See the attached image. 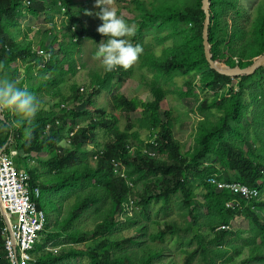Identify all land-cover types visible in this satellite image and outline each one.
Masks as SVG:
<instances>
[{
    "label": "trees",
    "instance_id": "1",
    "mask_svg": "<svg viewBox=\"0 0 264 264\" xmlns=\"http://www.w3.org/2000/svg\"><path fill=\"white\" fill-rule=\"evenodd\" d=\"M202 3L203 0L134 2L136 12L143 15L136 14L137 29L132 43L143 48L138 57L140 68L153 74L151 79L145 73L141 76L152 94L151 101H144L114 93L133 75L131 70L122 67L102 74L93 72L92 91L84 94L85 88L74 83L71 98L67 99L63 94L61 86L75 78L77 68L82 69L73 57L86 33L76 10L77 0H0V80L6 79L5 76H11V80L16 78L15 63L25 66L29 78L33 77L37 67L38 83L28 91L40 102V110L31 122L11 109H3L5 119L0 118V146H7L11 139L10 146L19 152V161L47 151L44 162H40L39 157L36 167L28 168L27 165L25 169L32 187L41 191L38 205L47 215L48 227L51 221L61 226L60 231L48 234V245L61 237L71 244L61 254H55L47 250L48 245L45 247L38 242L33 253L36 264H60L84 257L90 260L89 264H151L164 255L165 247L145 251L136 259L117 257L113 247L121 249L132 243L133 237L114 241L109 235L127 221L136 222L134 217L139 206L144 213L153 202L160 201L162 208L167 207L174 196L180 198L181 216L186 224L175 220L157 223L160 230L151 235V241L164 242L166 238L174 237L179 243L183 233H189L192 239L185 245L190 248L196 241L197 248L181 249L186 257L185 264H192L197 256L203 264H214L210 261L211 255L223 258L230 250L241 254L242 248H224L227 237L239 236L238 232L221 228L231 226L247 213L253 233L249 241H254L247 264L252 261L264 264V215L259 211L264 208V197L260 199L264 193V110L258 111L247 122L246 126L251 129L245 126L242 129L241 120L247 121L246 83L253 75L229 77L210 69L202 44L206 17ZM210 10L208 42L216 63L244 68L264 54V0H257L250 8L246 0H211ZM58 15L64 17V32L52 35ZM39 17L51 24L43 25L48 39L52 38L51 46L48 48L45 42L41 43L42 50L52 55L49 62L15 36L28 18ZM154 24L160 29H171L169 36L175 37L179 46L158 56L151 45L153 39H146V32ZM74 28H78L77 33L73 32ZM74 38L79 42L72 43ZM65 39H70L71 43L64 42ZM60 55H64L62 59ZM181 76L186 79V89L171 91L162 85V82L172 84ZM24 84L23 81L18 87L24 88ZM104 93H113L114 111L138 113L140 117L121 129V112L109 113L97 108V99ZM170 96L178 97L181 102L189 100L192 104L189 110L200 116L194 145L187 152L175 137L173 119L162 118V103ZM45 98L50 102L44 101ZM54 99L69 101L71 106L63 108L54 103ZM92 112L97 116L89 118ZM98 128L103 129L109 140L97 147L96 165L92 166L82 149L95 139ZM73 130L76 132L71 136ZM142 131L149 134L147 139L143 138ZM62 140L65 144L59 146ZM145 151L154 152V158ZM80 160L82 163L76 165ZM19 161L16 164L21 167ZM43 163L45 167L38 166ZM211 176L219 181L256 188L260 196L247 200L229 191H218L207 182ZM135 185L142 188V192L137 193L140 204H136L138 210L132 217H126L125 206L135 194ZM197 189H202L200 197L196 194ZM76 190H81L82 194L77 196L68 215L59 223L53 217L59 204L55 197ZM104 200L108 205L98 213L100 220L92 230L74 228L92 207ZM228 203L242 207L228 208ZM198 210H204L206 215H200ZM4 226L0 208V264H8Z\"/></svg>",
    "mask_w": 264,
    "mask_h": 264
},
{
    "label": "rangeland",
    "instance_id": "2",
    "mask_svg": "<svg viewBox=\"0 0 264 264\" xmlns=\"http://www.w3.org/2000/svg\"><path fill=\"white\" fill-rule=\"evenodd\" d=\"M136 1H149V0H108V4L111 7H114L117 10V14L121 15V17L130 25H134L135 29H137V25L134 22L136 14L143 15V13L136 12V7L134 2ZM248 8L252 7L254 2L257 0H246ZM77 12L79 14V18L83 20L84 26L86 29L85 36L83 40H81V46L79 50L75 51L73 57L75 58L77 65H81L82 69L77 68V75L75 78L71 79L67 84L62 85L63 94L67 96V99L72 96L71 86L76 83L79 87L85 88L82 92L87 93L92 91L91 82H92V73H104L105 70L102 66V60L97 57V49L99 47V43H103L106 40L105 37H100L97 31L98 26L102 24V21L96 16V12L99 11V8L96 6V0H77ZM90 13V14H89ZM64 20V19H63ZM62 16L58 15L55 20V26L53 28L52 35L56 33L64 32V28L62 27ZM44 18L38 20L35 25L29 23L25 27H21L18 36L21 40L27 39L33 40L36 43L34 50L41 48L39 42L41 39H45L46 47H50L52 43V38L48 39L46 37V31L43 28V25H51L45 24ZM171 29H160L158 24H154L150 27V29L146 32V39H153L151 42L152 47L156 50L158 56L165 55L167 49H175L179 46V42L175 37H170ZM75 33L78 32V28H75ZM76 38H74L75 40ZM131 42L134 39L133 37L128 38ZM157 39V40H156ZM72 43H78L79 41ZM62 41V40H61ZM64 42L70 44V39H65ZM70 42V43H69ZM26 44H29L25 41ZM57 46V45H56ZM59 46V45H58ZM64 55H60L62 59ZM141 60V59H140ZM140 60L137 59L128 69L133 72V75L130 79H126L125 83L120 85V90L115 91L120 92L127 96L129 99L140 98L144 101H151L152 94L147 86V83L142 80V75L147 74L148 78L151 79L153 74L148 72V70H142L140 68ZM22 67V66H18ZM68 68V67H67ZM255 70L252 78L246 83V87L248 90V94L246 95V111L247 118L241 120L242 129L245 126L248 129H251L247 125V122H250L252 117L258 112L264 110V66L259 67ZM257 71V72H256ZM7 78H11V76H5ZM5 78H2L3 80ZM186 79L181 76L180 79H176L174 83L162 82L168 90H182L186 89L185 85ZM33 85V84H32ZM35 86V84L33 85ZM39 92V91H38ZM84 93V94H85ZM252 94V96H250ZM113 93H104L99 96L97 99V108L105 110L109 113H120L121 118L119 119V127L121 129H125L128 127L134 120L138 119L140 115L138 113H122L116 112L113 107V102L111 101V96ZM44 101H49L47 98L43 99ZM53 101V100H52ZM50 102V101H49ZM55 103L63 105V108H69L71 103L69 101L62 102L58 99L55 100ZM192 104L189 103V100L181 102L176 96H170L162 103V118L163 120L171 117L174 123V134L175 137L181 142L183 146L184 152L189 151L194 145V135L197 126V122L200 119V116L196 114V112H191L189 109ZM14 114V113H13ZM97 113L92 112L90 117H96ZM11 117H13L11 115ZM72 128H70L71 130ZM76 129V128H75ZM72 131V130H71ZM74 131V130H73ZM144 139L149 137V134L145 133V131L141 132ZM109 140L107 134L103 131V129L98 128L96 131V136L93 141L86 143L82 150H85L87 156L85 157L86 161L89 162L92 166H95L94 162L95 154L97 153V147L100 144H104ZM65 141H60L59 146H64ZM80 157H83L82 153H78ZM48 156L47 151H44L37 157H26L23 158L20 163L24 166V168L28 165V168L33 166H37L38 158L40 157V162H44L45 158ZM81 161V160H80ZM27 163V164H26ZM82 161L76 165H80ZM38 166L45 167V164H40ZM135 194L131 195V197H137L140 199L137 193L142 192L141 186L135 185ZM202 189H197L196 194L200 197V192ZM81 190H76L75 192H68L67 194L55 197V200L59 202L58 210L55 213L54 218L58 220L59 223L63 221V219L68 215L71 206L75 202L77 196H79ZM264 197V193L261 194L262 199ZM137 199V200H138ZM141 200V199H140ZM139 200V202H140ZM140 203H138L139 205ZM180 198L174 196L172 198V202L162 208V203L153 202L150 206H148V210L146 213L142 211V207L139 206V211L136 212L134 219L137 221L131 223L129 221L115 228L109 236L114 241L122 240L126 237H133V242L126 244L121 249H117L113 247L114 253L117 257H128L136 259V257H140L144 255V252H150L152 250H160L162 247H165V253L158 259L152 261L151 264H185L186 257L182 255V248H187L185 244L189 242L192 238L189 237V233H183L182 240L178 243L176 238L169 237L166 238L164 242L155 243L151 241L150 237L153 233H157L160 228L157 223L164 221H176L180 224H186V220L181 216L182 210L179 206ZM108 205V202L104 200L101 204L92 207L84 217L76 223L74 226L75 229H80L81 231H89L92 230L95 224L100 220L98 213L103 210ZM200 211V215H206L204 210ZM264 215V208L259 209ZM15 221V218H13ZM49 223V222H48ZM230 229L228 231L238 232V235H234L231 237H227L224 248L228 249H241V254L237 255L234 250H230V254L223 258H218L215 255L210 256V261L214 264H247L250 257V246L254 245V241H249L251 237H253V233L250 231V218L247 216V213H244L239 219L233 221ZM61 230V226H57L54 221H51V226L47 225L46 231L41 236L39 243L45 245V247L50 243L48 242V234L54 233ZM138 230L140 231L138 233ZM48 242V243H47ZM52 243L48 245L47 250L52 251L55 254H61L64 249L69 248L71 244L67 238L61 237L56 241H51ZM193 241L190 244V250H194L197 248V245ZM50 249V250H49ZM214 249H216L214 247ZM90 260L86 257L78 259V260H66L60 264H89ZM192 264H203V261L200 256H197ZM249 264H259L256 261H252Z\"/></svg>",
    "mask_w": 264,
    "mask_h": 264
},
{
    "label": "built area",
    "instance_id": "3",
    "mask_svg": "<svg viewBox=\"0 0 264 264\" xmlns=\"http://www.w3.org/2000/svg\"><path fill=\"white\" fill-rule=\"evenodd\" d=\"M28 4L30 3L28 2ZM73 30L75 31V28ZM74 41L77 42L79 39L76 38ZM36 52L39 57L44 58L45 62H49L52 58L50 53L41 48L36 49ZM74 132L76 130L71 133V136H74ZM10 141L7 146H0V208L2 207L5 212V216H3L5 221L3 229L5 258L8 264H36L33 253L46 230L47 215L38 205L41 191L39 188L32 187L30 176L24 166L20 167L16 164L19 152L11 148ZM70 144L69 140L68 145ZM145 152L154 158V152ZM122 177H124L123 174ZM207 182L215 186L218 191H229L233 195L242 196L247 200L257 199L260 196L258 189L245 184L219 181L213 176L209 177ZM130 186L132 187L133 184L130 183ZM137 199L130 198L129 203L125 206L124 215L126 217H132L138 210ZM227 207L239 209L242 206L228 203ZM221 229L227 230L230 227L223 226Z\"/></svg>",
    "mask_w": 264,
    "mask_h": 264
},
{
    "label": "clouds",
    "instance_id": "4",
    "mask_svg": "<svg viewBox=\"0 0 264 264\" xmlns=\"http://www.w3.org/2000/svg\"><path fill=\"white\" fill-rule=\"evenodd\" d=\"M96 6L99 8L96 16L102 21L97 31L106 37L103 43H99L97 57L102 60L105 71L129 68L143 52L139 44L134 45L128 39L135 35V26L119 16L117 10L109 6L108 0H96ZM0 109H11L31 122L40 110V102L26 88L18 87L16 81L3 79L0 80Z\"/></svg>",
    "mask_w": 264,
    "mask_h": 264
},
{
    "label": "water",
    "instance_id": "5",
    "mask_svg": "<svg viewBox=\"0 0 264 264\" xmlns=\"http://www.w3.org/2000/svg\"><path fill=\"white\" fill-rule=\"evenodd\" d=\"M210 2L211 0H203L202 3V10L205 12V22H204V29L202 35V44H203V51L205 59L210 67L214 71L218 72L219 74L226 75L229 77H236V76H248L255 72L261 66H264V54L259 56L252 64L247 67H240L238 65L234 67H228L223 64L216 63L211 56L210 52V45L208 42V31L211 25V10H210ZM0 118L2 120L5 119L3 116V109H0ZM2 214L5 216V212L1 207ZM6 218V217H5Z\"/></svg>",
    "mask_w": 264,
    "mask_h": 264
},
{
    "label": "crops",
    "instance_id": "6",
    "mask_svg": "<svg viewBox=\"0 0 264 264\" xmlns=\"http://www.w3.org/2000/svg\"><path fill=\"white\" fill-rule=\"evenodd\" d=\"M40 19H42V17H39V18H35L34 20L33 19H31V18H28L26 21H25V23H24V25L22 26V27H25L27 24H28V22L29 23H32V25H35L37 22H38V20H40ZM44 22V21H43ZM35 23V24H34ZM21 30V29H20ZM19 30V31H20ZM19 31H17L16 32V38L18 39V40H20L21 42H25V41H27L28 43H29V45H30V47H31V49L33 50L34 48H35V46L33 45L34 43H36L35 41H33V40H30V39H27V36H26V38H25V40H21L20 39V37L18 36V34H19ZM47 37V36H46ZM48 38V37H47ZM42 42H45V39H41V41L39 42V46L41 47V43ZM45 45H46V43H45ZM20 64L19 63H15L14 64V66H16L15 68H17L18 70H17V76H16V78L14 79V81H16V83H17V86H20L21 84H22V82L24 81L25 82V84H24V88H26L27 90L29 89V87H32L34 84H35V86L37 85V83H38V79H37V74H38V72H39V69L37 68V67H35L34 68V72H33V77H31V78H29L27 75H26V73H25V66H22V65H20V66H22V67H18ZM6 79H8V80H11V79H9V78H6ZM13 80V79H12ZM33 84V85H32ZM55 100H57V99H54L53 100V102L55 103ZM59 100V99H58Z\"/></svg>",
    "mask_w": 264,
    "mask_h": 264
}]
</instances>
